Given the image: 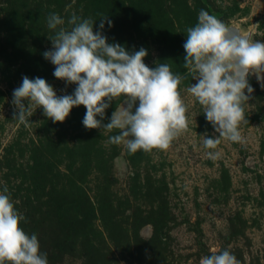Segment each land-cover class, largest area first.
I'll list each match as a JSON object with an SVG mask.
<instances>
[{"label":"rangeland","instance_id":"obj_1","mask_svg":"<svg viewBox=\"0 0 264 264\" xmlns=\"http://www.w3.org/2000/svg\"><path fill=\"white\" fill-rule=\"evenodd\" d=\"M201 9L264 42V0H0V188L7 185L26 218L21 227L37 235L48 264H200L225 249L240 264H264V87L248 77L244 142L220 138L216 149L205 148L204 138L219 133L188 92L197 80L183 64L186 29ZM52 13L65 27L73 14L91 18L94 32L106 15L109 43L143 47L150 68L167 63L187 75L178 90L188 131L167 150L129 155L125 143L109 142L119 130L84 127L83 105L64 122L40 107L27 127L14 119L12 94L23 76L46 79L57 95L77 86L54 77L43 56L57 31L48 28ZM123 100L111 102L103 123Z\"/></svg>","mask_w":264,"mask_h":264},{"label":"clouds","instance_id":"obj_2","mask_svg":"<svg viewBox=\"0 0 264 264\" xmlns=\"http://www.w3.org/2000/svg\"><path fill=\"white\" fill-rule=\"evenodd\" d=\"M94 21L73 14L65 27V19L56 13L48 16L49 29L57 30L51 38L52 48L43 52L55 69L54 77L67 84H76L72 94L57 95L46 79L23 76L13 90V118L29 126L30 117L40 107L53 123L64 122L74 106L86 108L82 124L86 129L105 128L119 134L109 137L112 144L125 143L129 155L138 150H167L171 143L189 129L185 104L178 86L187 75L197 83L188 92L203 106L206 120L218 136L204 138L207 149H216L220 138L243 143L242 123H248L243 105L254 91L248 77L255 75L264 87V42L228 26L224 21L201 9L198 22L186 29L183 44L187 75L171 70L167 63L149 67L144 63L145 48L128 50L117 42H108L103 34L106 15L100 18L94 32ZM83 74V75H82ZM245 90L249 95L245 94ZM124 97L123 103L103 123L105 110L113 100ZM25 101L27 105H25ZM138 102V105H137ZM97 116L100 119H97ZM220 152H208L210 159ZM14 206L7 185L0 188V264H48L40 251L35 233H27L25 221ZM200 264H240L230 250H213L201 258Z\"/></svg>","mask_w":264,"mask_h":264},{"label":"water","instance_id":"obj_3","mask_svg":"<svg viewBox=\"0 0 264 264\" xmlns=\"http://www.w3.org/2000/svg\"><path fill=\"white\" fill-rule=\"evenodd\" d=\"M228 26H230L232 28H235V29H238L241 34H246V35H249L250 34L249 31L241 32V30L237 26H235L233 24H229ZM261 77L264 78V73H261Z\"/></svg>","mask_w":264,"mask_h":264}]
</instances>
